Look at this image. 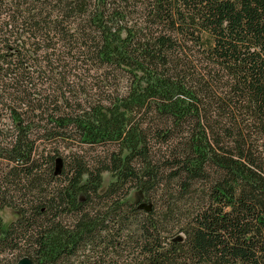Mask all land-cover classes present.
Listing matches in <instances>:
<instances>
[{"label": "trees", "instance_id": "16d2710c", "mask_svg": "<svg viewBox=\"0 0 264 264\" xmlns=\"http://www.w3.org/2000/svg\"><path fill=\"white\" fill-rule=\"evenodd\" d=\"M0 208V264H264V0H0Z\"/></svg>", "mask_w": 264, "mask_h": 264}, {"label": "rangeland", "instance_id": "374dc122", "mask_svg": "<svg viewBox=\"0 0 264 264\" xmlns=\"http://www.w3.org/2000/svg\"><path fill=\"white\" fill-rule=\"evenodd\" d=\"M113 182V178L111 177L110 174L105 173L103 175V185L101 192H105L106 189L109 187V185ZM142 197V193L138 191H131L128 200L132 203H136L140 200ZM18 218V214L9 208H0V222L4 225V227H8V225L12 222L15 221Z\"/></svg>", "mask_w": 264, "mask_h": 264}, {"label": "water", "instance_id": "95a60500", "mask_svg": "<svg viewBox=\"0 0 264 264\" xmlns=\"http://www.w3.org/2000/svg\"><path fill=\"white\" fill-rule=\"evenodd\" d=\"M18 264H33V263L30 259L24 258Z\"/></svg>", "mask_w": 264, "mask_h": 264}, {"label": "flooded vegetation", "instance_id": "af4514ba", "mask_svg": "<svg viewBox=\"0 0 264 264\" xmlns=\"http://www.w3.org/2000/svg\"><path fill=\"white\" fill-rule=\"evenodd\" d=\"M16 213H17V212H16ZM17 214H18V213H17ZM12 222H14V221H12ZM12 222H11V223H12Z\"/></svg>", "mask_w": 264, "mask_h": 264}]
</instances>
